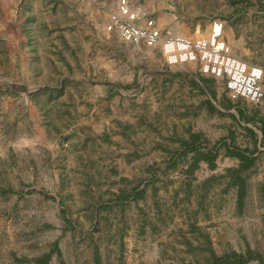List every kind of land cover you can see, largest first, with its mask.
I'll return each mask as SVG.
<instances>
[{
  "label": "rangeland",
  "instance_id": "374dc122",
  "mask_svg": "<svg viewBox=\"0 0 264 264\" xmlns=\"http://www.w3.org/2000/svg\"><path fill=\"white\" fill-rule=\"evenodd\" d=\"M117 10L173 35L207 36L219 21L232 53L262 69L260 94L231 98L198 63L168 64L159 45L125 39ZM62 80L49 100L41 89ZM261 124L264 0H0V264H194L192 211L217 254L264 259ZM196 133L217 157L187 175L194 153L170 157ZM227 147L257 149L241 207Z\"/></svg>",
  "mask_w": 264,
  "mask_h": 264
},
{
  "label": "built area",
  "instance_id": "2783aa9c",
  "mask_svg": "<svg viewBox=\"0 0 264 264\" xmlns=\"http://www.w3.org/2000/svg\"><path fill=\"white\" fill-rule=\"evenodd\" d=\"M113 25L122 37L134 43L159 45L168 64L196 62L202 73L223 77L231 98L260 94L262 69L232 53L219 21L212 22L207 36L162 33L158 29L135 27L117 18Z\"/></svg>",
  "mask_w": 264,
  "mask_h": 264
},
{
  "label": "trees",
  "instance_id": "16d2710c",
  "mask_svg": "<svg viewBox=\"0 0 264 264\" xmlns=\"http://www.w3.org/2000/svg\"><path fill=\"white\" fill-rule=\"evenodd\" d=\"M261 127L262 133L264 134V125L261 124ZM250 132L254 137L257 135L253 130H251ZM199 138L200 137L197 133L191 134L189 139H184L181 141V145L183 148L182 151L173 153L170 157L171 163L173 164V166H175L176 164L174 163H177V161H180L189 153H194V157L191 158V161L188 163L184 170L187 175L193 173V171L197 168L199 161H205L208 164L213 165V162L217 157V150L213 148L208 150L206 149L204 152H200ZM256 150L257 149L255 147L252 150H241L232 147L226 148L228 154H232L239 160V167L235 170H230L231 184L237 186V204L239 205V207H241L243 202L244 189L241 172L248 170L252 166L254 160L253 156ZM204 183L206 184V181H204ZM187 186L188 188L185 191L186 197L189 192L187 190L190 189V184H187ZM136 190L137 187L134 188L131 192L130 196L132 198H135V196H137ZM186 214L188 217L189 233L192 234V237L197 240V244L193 245L191 239L185 237L184 245L186 247V250L192 253V255H195L196 251L202 253V257L200 258V260H197L194 264H246L250 260H258L259 262L264 261L260 253L253 251L250 248H247L246 250L241 252L231 250L225 251L221 254H217L212 247L211 238L209 237L208 233L202 230V228L196 224V214L193 211L191 213L187 212ZM46 258L47 256L43 258L44 264H47Z\"/></svg>",
  "mask_w": 264,
  "mask_h": 264
},
{
  "label": "crops",
  "instance_id": "0c3cea01",
  "mask_svg": "<svg viewBox=\"0 0 264 264\" xmlns=\"http://www.w3.org/2000/svg\"><path fill=\"white\" fill-rule=\"evenodd\" d=\"M121 5H123L125 8L127 7L126 6V4L124 3H122V4H118V8L120 9V7L121 8H123ZM119 10H117V11H112L111 13H110V17H109V19H110V22L111 21H113L114 19H120V20H122V21H124V22H127V23H129L130 25H135L133 22H135V20L132 18V14H129L128 12L127 13H120V12H118ZM142 28H145V27H142ZM142 43H144V42H142ZM172 66H174V65H172ZM169 67H171V66H169ZM198 71H199V74H200V76L202 75V76H210V77H212L211 75H207V74H204V73H202L201 71H200V69H198ZM165 72V71H164ZM163 75H166V77L167 78H169V79H176L175 77H176V72H174V73H172V72H167L166 74L165 73H163ZM189 77H191L192 79H194L195 80V78H193V76L192 75H190ZM64 82H66V81H64ZM63 82V80L57 85V86H51V87H48V88H42L41 89V91H49V94H50V96H51V94L53 93V92H59V94H61L62 92H63V90H64V83ZM112 85V84H111ZM107 87H109L111 90H113V91H116V92H119V90H118V88H117V84H114V85H112V86H108L107 85ZM39 91V90H38ZM115 94V93H114ZM57 96H59V95H56L54 98H56ZM52 96H51V98H49V100H51L52 101ZM67 108H68V105H67ZM68 110V109H67ZM66 110V111H67ZM91 112L93 113V112H95V106L93 107V109H91ZM96 113V112H95ZM118 120V121H117ZM116 121L118 122H116L117 124H119L120 123V121H119V119H117ZM120 124H122V123H120ZM92 126V125H91ZM104 127V126H103ZM92 128H93V126H92ZM109 127H105L104 129H103V131L105 132V134H106V132H108L109 131V129H108ZM85 132H87V131H85ZM82 138L84 139V138H87L88 137V135L86 134V133H84V134H82Z\"/></svg>",
  "mask_w": 264,
  "mask_h": 264
}]
</instances>
